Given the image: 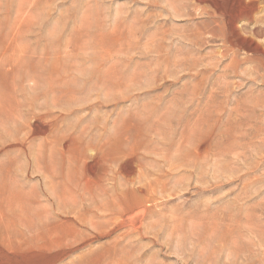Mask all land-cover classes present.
<instances>
[{
    "label": "rangeland",
    "instance_id": "1",
    "mask_svg": "<svg viewBox=\"0 0 264 264\" xmlns=\"http://www.w3.org/2000/svg\"><path fill=\"white\" fill-rule=\"evenodd\" d=\"M195 1L0 0V149L27 153L0 181V210L41 193L42 173L101 179L58 264H264V0ZM214 4L242 12L237 31L209 20Z\"/></svg>",
    "mask_w": 264,
    "mask_h": 264
},
{
    "label": "bare ground",
    "instance_id": "2",
    "mask_svg": "<svg viewBox=\"0 0 264 264\" xmlns=\"http://www.w3.org/2000/svg\"><path fill=\"white\" fill-rule=\"evenodd\" d=\"M185 1V0H184ZM197 4L202 2V0H196ZM195 1V2H196ZM234 1V0H233ZM241 1V0H240ZM250 1V0H249ZM254 2V0H253ZM203 3V2H202ZM229 3V2H228ZM231 3V2H230ZM201 4V3H200ZM210 4V3H209ZM186 5V4H185ZM221 5V4H220ZM254 5V4H253ZM199 6V5H198ZM203 6V5H202ZM246 6V5H245ZM169 7V6H168ZM225 7V6H224ZM224 7L220 8L218 5L214 4L212 7V13L208 14L209 20L213 23V20L216 18H221L222 21H224L229 27H233L234 29L238 28L237 25L239 24V21L241 20L240 18H244L242 12H237L239 14L237 15H232L230 13V8L224 9ZM244 7V6H243ZM248 7V6H247ZM242 8V7H241ZM245 8V7H244ZM232 11V10H231ZM235 11V12H236ZM243 11V9H242ZM245 11V10H244ZM250 11V9H249ZM198 12V11H197ZM216 22V21H215ZM209 25V24H208ZM204 27V26H203ZM228 28V27H227ZM205 29V28H204ZM232 29V28H230ZM240 30V29H239ZM206 31V30H205ZM237 31V29L235 30ZM228 32V31H227ZM240 32V31H239ZM238 32V33H239ZM230 33V32H229ZM211 34V33H210ZM237 34V33H236ZM235 35V34H234ZM206 36V35H205ZM212 36H209V38ZM231 37V36H230ZM105 38V37H104ZM214 38V37H213ZM217 37H215L216 39ZM90 40V38H88ZM103 38H101L102 40ZM228 39V38H227ZM233 39V38H232ZM231 39V40H232ZM100 40V41H101ZM99 41V42H100ZM103 41V40H102ZM101 41V42H102ZM115 41V40H114ZM91 42V41H90ZM96 42V41H95ZM110 42V41H109ZM116 42V41H115ZM227 42V41H226ZM92 44V43H91ZM95 44V43H94ZM98 44V43H97ZM107 44V42H106ZM105 44V45H106ZM111 44V43H110ZM109 44V45H110ZM16 45V44H15ZM73 45V44H72ZM93 45V44H92ZM102 45V44H101ZM113 46V45H112ZM89 47V46H88ZM87 47V49H89ZM91 47V45H90ZM95 47V46H94ZM97 47V46H96ZM95 47V48H96ZM105 47V46H104ZM15 48V47H14ZM13 48V50H14ZM98 48V47H97ZM102 48V47H101ZM111 49V48H109ZM95 50V49H94ZM4 51V50H2ZM81 51V50H79ZM89 51V50H88ZM91 51V49H90ZM96 51V50H95ZM105 51V49H104ZM117 51V50H116ZM119 51V50H118ZM16 52V51H15ZM78 52V51H77ZM75 52V53H77ZM101 52V51H100ZM100 52H96L100 54ZM108 52V51H107ZM79 53V52H78ZM77 53V54H78ZM262 53V52H261ZM4 54V53H3ZM80 54V53H79ZM98 54H96L98 58ZM106 54V53H105ZM95 55V53L93 54ZM103 55V54H102ZM114 55V54H113ZM21 56V55H20ZM19 56V57H20ZM87 56V54H86ZM92 56V55H91ZM115 56H117L115 54ZM114 56V57H115ZM2 57V56H1ZM10 58V57H9ZM69 58V57H68ZM74 58V57H73ZM81 58V57H80ZM112 58V57H110ZM66 59V58H65ZM70 59V58H69ZM83 59V58H82ZM73 60V59H71ZM99 60V59H98ZM104 60V59H103ZM108 60V59H107ZM114 60V59H113ZM117 60V59H116ZM70 61V60H69ZM100 61V60H99ZM98 61V62H99ZM18 62V61H17ZM71 63V62H70ZM101 63H104L101 62ZM118 63V62H117ZM69 64V63H68ZM81 64V63H80ZM108 64V63H107ZM97 65V64H96ZM60 66V65H59ZM101 66V64H99ZM103 66V65H102ZM14 67V66H13ZM64 67V66H62ZM104 67V66H103ZM76 68V66H75ZM115 68V67H114ZM56 69V68H55ZM54 69V70H55ZM59 69V68H58ZM117 70V69H116ZM56 71V70H55ZM60 71V70H59ZM51 72V70H50ZM53 72V71H52ZM76 72V71H75ZM106 72V71H105ZM116 72V71H115ZM114 72V73H115ZM41 73V72H40ZM48 73V72H46ZM60 75V74H59ZM79 75V74H78ZM113 75V73H112ZM47 76V75H46ZM54 77V76H53ZM86 77V76H85ZM103 77V75H102ZM112 77V76H111ZM116 76H114L115 78ZM29 79V78H28ZM84 79V78H81ZM93 79V78H92ZM101 79V78H100ZM27 80V79H26ZM62 80V78H61ZM48 81V80H47ZM60 82V80H59ZM115 82V81H114ZM86 84V83H85ZM88 84V83H87ZM129 84V83H128ZM111 85V84H110ZM114 85V84H113ZM69 86V85H68ZM87 86V85H86ZM85 86V87H86ZM117 86V85H115ZM72 87V86H71ZM74 87V86H73ZM72 87V88H73ZM84 87V88H85ZM99 87V86H98ZM130 87V86H128ZM22 88V86H21ZM62 88V87H61ZM81 88V87H80ZM23 89V88H22ZM74 89V88H73ZM70 90V89H69ZM76 90V86H75ZM67 91V90H65ZM72 91V90H71ZM74 91V90H73ZM15 93V92H14ZM45 93V92H44ZM71 93V92H69ZM74 93V92H73ZM78 93V92H77ZM80 93V92H79ZM28 94V93H27ZM57 94V93H56ZM65 94V93H64ZM114 94V93H113ZM54 95V94H53ZM104 95V94H103ZM78 96V95H77ZM107 96V95H106ZM30 97V96H29ZM71 97V96H70ZM26 98V97H25ZM39 99V98H38ZM110 99V98H109ZM22 100V99H21ZM25 100V99H24ZM19 101V100H17ZM40 101V100H39ZM115 101V100H114ZM71 102V100H70ZM107 102V100H106ZM38 103V102H37ZM76 103V102H74ZM73 103V104H74ZM115 103V102H114ZM39 104V103H38ZM52 104V103H51ZM68 104V103H67ZM92 104V103H91ZM10 105V104H9ZM28 105V104H27ZM58 105V104H57ZM69 105V104H68ZM87 105V104H86ZM114 105V104H113ZM35 106V105H34ZM52 106V105H51ZM56 106V104H55ZM59 106V105H58ZM90 106V105H89ZM27 107V106H26ZM37 107V106H36ZM40 107V106H39ZM49 107V106H48ZM76 107V106H75ZM87 107V106H86ZM105 107V106H104ZM68 109V108H67ZM83 109V108H82ZM85 109V108H84ZM23 110V109H22ZM39 111L38 109H36ZM27 111V110H26ZM43 111V110H42ZM58 112V111H57ZM81 112V111H80ZM95 112V111H94ZM72 113V111H71ZM74 113V112H73ZM84 113V112H83ZM22 115V114H21ZM44 116V114L42 113ZM41 115V116H42ZM58 115V114H57ZM88 115V113H87ZM38 117V116H37ZM88 117V116H87ZM86 117V118H87ZM7 117L5 116L3 110H0V124L1 122L6 119ZM35 119V118H33ZM37 120V119H36ZM41 120V119H40ZM55 121V120H54ZM115 121V120H113ZM33 122V121H32ZM36 122V121H35ZM118 122V121H117ZM50 123V122H49ZM53 123V122H52ZM80 126V125H79ZM32 127V126H31ZM50 127V126H49ZM53 127V126H52ZM38 128V127H37ZM80 128V127H79ZM51 129V128H50ZM28 130V129H27ZM66 130V128H65ZM246 130V129H245ZM51 131V130H50ZM76 131V130H75ZM232 131V130H229ZM19 132V130H18ZM228 132V131H227ZM3 133V132H2ZM36 133V132H35ZM34 134V133H33ZM44 134V131H43ZM93 134V133H92ZM104 134V133H103ZM222 134V133H221ZM227 134V133H226ZM13 135V134H12ZM37 135V134H36ZM90 135V134H89ZM106 135V134H105ZM46 136V135H45ZM88 136V135H87ZM96 136V135H95ZM142 136V135H141ZM169 136V135H168ZM202 136V135H200ZM34 137V136H33ZM66 137V136H65ZM140 137V136H139ZM157 137V136H156ZM234 137V136H233ZM22 138V137H21ZM54 138V137H53ZM112 138V137H111ZM147 138V137H146ZM227 138V137H226ZM24 139V138H23ZM99 139V138H98ZM157 139V138H156ZM170 139V138H169ZM8 140V139H7ZM155 140V139H154ZM166 140V139H165ZM175 140V139H174ZM198 140V139H197ZM204 139H202L203 141ZM222 140V139H221ZM85 141V140H84ZM225 141V140H224ZM230 141V140H229ZM232 141V140H231ZM116 142V141H115ZM118 142V141H117ZM116 142V144H117ZM201 142V141H200ZM46 143V141H45ZM198 143V142H197ZM239 143V142H238ZM79 144V143H78ZM110 144V143H109ZM162 144H164L162 142ZM182 144V143H181ZM2 145V144H1ZM26 145V144H25ZM47 145V144H45ZM52 145H56L52 143ZM165 145V144H164ZM29 146V145H28ZM27 146V147H28ZM44 146V145H43ZM48 146V145H47ZM58 146V145H57ZM98 146V145H96ZM181 146V145H179ZM235 146V145H234ZM12 147V146H11ZM15 147H17V153L15 154L16 156L14 158L9 157L8 152H4V148L0 149V154H3V157H5V160L0 163V181L4 175H8L11 173V166L12 163L15 162L17 163V170L18 172L24 171L26 168L22 165H18V163L21 161L23 157L27 155L26 150L24 149L23 143L17 142L15 144ZM190 150V146H188ZM9 148V147H8ZM27 149V148H26ZM45 149V148H44ZM57 149V148H56ZM203 149V148H202ZM38 150V148H36ZM96 150V149H95ZM101 150V149H100ZM51 151V148L50 150ZM60 151V150H59ZM162 151V150H160ZM72 152V151H71ZM45 153V152H44ZM90 153V151H89ZM140 153V152H139ZM164 153V152H163ZM176 153V152H174ZM182 153V152H181ZM180 153V154H181ZM190 153V151H189ZM214 153V152H213ZM221 153V152H220ZM50 154V153H49ZM78 154V153H76ZM183 155V154H181ZM199 155V154H198ZM80 156V155H79ZM221 156V155H220ZM219 156V157H220ZM54 157V156H53ZM81 157V156H80ZM93 157V156H91ZM182 157V156H181ZM185 157V156H184ZM27 158V157H26ZM25 158V159H26ZM152 158V157H151ZM94 161L97 159L96 154L93 157ZM165 159V158H164ZM199 159V158H198ZM27 160V159H26ZM47 160V159H46ZM158 160V159H157ZM163 160V159H162ZM36 161V160H35ZM104 161V160H103ZM161 161V160H160ZM28 162V161H27ZM32 162V161H31ZM99 162V161H98ZM126 162V161H125ZM46 163V162H45ZM48 163V162H47ZM106 163V162H105ZM104 163V164H105ZM135 159H132L130 162V167L131 169L134 170L135 172V167H134ZM198 163V162H197ZM37 164V163H36ZM87 164V162H86ZM85 164V165H86ZM93 164V163H92ZM97 163H95V168L98 169L100 165L96 166ZM100 164V163H99ZM123 164V163H121ZM191 164V163H190ZM32 165V164H31ZM160 165V164H159ZM158 165V166H159ZM28 166V165H27ZM125 166V165H124ZM123 166V168H124ZM37 167V165H36ZM39 167V166H38ZM32 168V166H31ZM122 168V169H123ZM161 168V167H160ZM168 168V167H167ZM95 169V170H96ZM121 167L118 165H115V169L113 172V181L117 180L119 181L120 177V170ZM127 169V168H126ZM39 171L42 169L39 167ZM76 170V169H75ZM89 170V169H88ZM105 170V169H104ZM124 170V169H123ZM148 170V169H147ZM29 171V170H28ZM126 171V170H125ZM139 171V170H138ZM183 171V170H181ZM32 172V171H31ZM30 172V173H31ZM101 172V171H100ZM103 172V171H102ZM101 172V173H102ZM130 172V171H127ZM152 172V171H151ZM149 171V173H151ZM29 173V175H30ZM17 174V173H16ZM41 175V179L39 182L40 186V192L37 193L36 191L32 194L26 195V194H20L13 196V201L12 203L9 204V207L7 208L6 212L0 210V255L3 252H6L8 254L14 255V256H20L21 260L13 261L10 264H58L60 262V258H63L68 255L71 251H74L71 243L69 241L71 237V229H72V217H70L72 214L81 211L83 209L82 207V200L84 198H89L90 200H94L95 196L98 195L99 192H101V179H97L95 177V174L92 173V175L85 176L83 179H75L71 174L66 175L65 177L61 178V181L57 182L56 177L53 173H47V175ZM90 174V173H89ZM104 174V173H103ZM129 174V173H128ZM18 175V174H17ZM28 175V176H29ZM150 175V174H149ZM102 176V175H101ZM138 176V174H137ZM157 177H159L157 175ZM24 178V177H23ZM27 178V177H26ZM78 178V177H77ZM8 179V178H7ZM25 179V178H24ZM31 179V178H30ZM108 179V178H107ZM129 179V178H128ZM132 179V178H131ZM134 179V178H133ZM140 180V179H139ZM137 181L138 184H141V181ZM124 181V180H123ZM155 181V180H154ZM166 181V180H165ZM164 181V182H165ZM186 181V180H185ZM156 182V181H155ZM161 182V181H160ZM19 183L22 185L23 180L22 178L19 179ZM108 183V182H107ZM128 183H131L129 180H125L124 184L127 185ZM106 184V183H105ZM109 184V183H108ZM122 184V185H124ZM137 184V183H135ZM137 184V185H138ZM163 184V183H161ZM165 184V183H164ZM14 185V184H13ZM19 185V187L21 186ZM118 185V184H117ZM148 185V184H147ZM106 186V185H105ZM129 186V185H128ZM140 186V185H139ZM159 186V184H158ZM32 187V186H31ZM108 187V186H107ZM163 187V186H162ZM115 188V187H114ZM161 187H159L160 189ZM135 189V188H134ZM137 190H131L130 193H127L129 197H132V202L135 201L136 206L142 205L145 202L147 203L149 200V197L146 196L147 190H145V187H139L136 188ZM176 189V188H175ZM19 190H21L19 188ZM163 190V188H162ZM11 191V190H10ZM122 191V190H121ZM164 191V190H163ZM168 191V190H167ZM16 192V191H15ZM19 192V191H17ZM24 192V191H23ZM165 192V191H164ZM121 193V192H120ZM163 193V192H162ZM167 193V192H166ZM181 193V192H180ZM140 196V197H138ZM122 197V196H121ZM155 197V196H154ZM12 197L8 201L11 200ZM125 198V197H124ZM122 198V199H124ZM157 201V200H156ZM155 202V201H154ZM36 203V204H43V212L44 215L42 214H37V215H31L29 213V210L31 208V204ZM159 203V202H158ZM86 205V204H85ZM104 205V203H103ZM154 205V204H153ZM87 206V205H86ZM116 206V204H115ZM147 206V204H146ZM149 206V205H148ZM101 208V206H99ZM117 207V206H116ZM104 209L107 211L113 210L112 208L110 209L109 203L103 206ZM54 211L60 212L62 216L59 214H56ZM96 212V211H95ZM150 212V211H149ZM150 214V213H149ZM228 214V213H227ZM28 215H31L32 217L38 218V217H43L40 218L38 223H35L32 217H29ZM143 215V214H141ZM193 215V214H192ZM84 217V216H83ZM81 217V218H83ZM88 217V216H87ZM142 217V216H141ZM193 217V216H192ZM81 218H78L80 222ZM121 218V217H120ZM151 218V217H150ZM41 219H43L41 221ZM170 219V218H169ZM198 219V218H197ZM212 219V218H211ZM173 220V219H172ZM180 220H182L180 218ZM201 220V219H200ZM141 221V220H140ZM74 222V221H73ZM195 222V221H194ZM76 223V222H75ZM142 223V221H141ZM242 224V223H241ZM80 225V224H79ZM93 226V225H92ZM139 227V226H138ZM137 227V228H138ZM80 228V227H79ZM86 228V227H85ZM94 228V226H93ZM160 228V227H159ZM92 229V227H91ZM116 229V228H115ZM82 230V228H81ZM87 230V228H86ZM94 230V229H93ZM92 231V230H91ZM96 231V230H95ZM90 232V231H89ZM93 232V231H92ZM101 232V231H100ZM113 232V231H112ZM81 233V232H79ZM94 233V232H93ZM99 233V231H98ZM97 233V234H98ZM172 233V232H171ZM85 234V233H84ZM89 234V233H88ZM95 234V233H94ZM104 234V233H102ZM135 234V233H134ZM125 235V234H124ZM172 235V234H171ZM79 236V235H78ZM92 236V235H91ZM198 236V235H197ZM80 237V236H79ZM85 237V236H84ZM83 237V238H84ZM97 237V236H96ZM99 237V236H98ZM83 240V239H82ZM89 240V239H88ZM129 241V240H128ZM125 242V241H124ZM74 246V245H73ZM120 247V246H119ZM77 248V247H76ZM210 248V247H209ZM80 249V248H79ZM229 249V248H228ZM259 249V248H258ZM228 251V250H227ZM5 253V254H6ZM27 254L26 256H24ZM74 254V253H73ZM24 256V257H23ZM230 260V259H229ZM65 261V260H64ZM74 261V260H73ZM75 262V261H74ZM122 262V261H121ZM126 263V262H125ZM226 263V262H225ZM0 264H6L2 262L1 256H0ZM62 264V263H61ZM64 264V263H63ZM67 264H71L69 261ZM124 264V263H123Z\"/></svg>",
    "mask_w": 264,
    "mask_h": 264
}]
</instances>
